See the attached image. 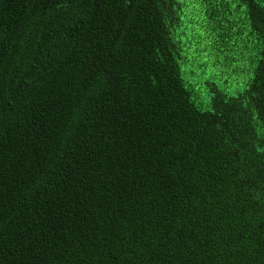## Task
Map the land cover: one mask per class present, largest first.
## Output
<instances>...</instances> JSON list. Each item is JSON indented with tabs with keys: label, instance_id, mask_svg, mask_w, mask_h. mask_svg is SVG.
<instances>
[{
	"label": "trees",
	"instance_id": "16d2710c",
	"mask_svg": "<svg viewBox=\"0 0 264 264\" xmlns=\"http://www.w3.org/2000/svg\"><path fill=\"white\" fill-rule=\"evenodd\" d=\"M0 264H264V0H0Z\"/></svg>",
	"mask_w": 264,
	"mask_h": 264
}]
</instances>
